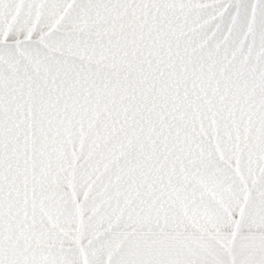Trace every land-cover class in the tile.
I'll use <instances>...</instances> for the list:
<instances>
[{"label":"snow or ice","instance_id":"1","mask_svg":"<svg viewBox=\"0 0 264 264\" xmlns=\"http://www.w3.org/2000/svg\"><path fill=\"white\" fill-rule=\"evenodd\" d=\"M0 264H264V0H0Z\"/></svg>","mask_w":264,"mask_h":264}]
</instances>
